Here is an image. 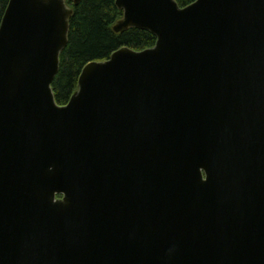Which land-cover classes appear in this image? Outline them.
I'll list each match as a JSON object with an SVG mask.
<instances>
[{"label": "water", "instance_id": "obj_1", "mask_svg": "<svg viewBox=\"0 0 264 264\" xmlns=\"http://www.w3.org/2000/svg\"><path fill=\"white\" fill-rule=\"evenodd\" d=\"M67 1L0 25V264H264V0H116L61 106Z\"/></svg>", "mask_w": 264, "mask_h": 264}, {"label": "trees", "instance_id": "obj_2", "mask_svg": "<svg viewBox=\"0 0 264 264\" xmlns=\"http://www.w3.org/2000/svg\"><path fill=\"white\" fill-rule=\"evenodd\" d=\"M10 0H0V25ZM181 8L196 0H176ZM73 8L67 48L60 58L59 73L52 85L57 104L66 105L78 90L82 70L91 62H102L117 50L127 47L135 51L155 47L157 38L147 31L129 29L115 33L113 28L122 19L123 11L116 0H81Z\"/></svg>", "mask_w": 264, "mask_h": 264}]
</instances>
